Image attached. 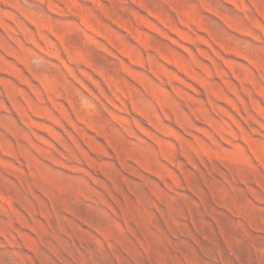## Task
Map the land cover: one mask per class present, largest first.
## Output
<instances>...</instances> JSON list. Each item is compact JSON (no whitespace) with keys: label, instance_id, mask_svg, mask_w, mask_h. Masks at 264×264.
<instances>
[{"label":"rangeland","instance_id":"374dc122","mask_svg":"<svg viewBox=\"0 0 264 264\" xmlns=\"http://www.w3.org/2000/svg\"><path fill=\"white\" fill-rule=\"evenodd\" d=\"M0 264H264V0H0Z\"/></svg>","mask_w":264,"mask_h":264}]
</instances>
